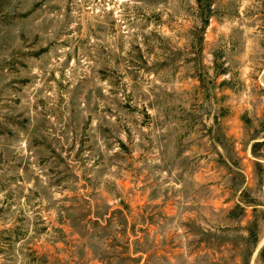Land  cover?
Masks as SVG:
<instances>
[{"label":"rangeland","instance_id":"obj_1","mask_svg":"<svg viewBox=\"0 0 264 264\" xmlns=\"http://www.w3.org/2000/svg\"><path fill=\"white\" fill-rule=\"evenodd\" d=\"M0 264H264V0H0Z\"/></svg>","mask_w":264,"mask_h":264}]
</instances>
